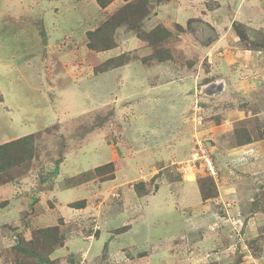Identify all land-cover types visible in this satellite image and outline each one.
<instances>
[{"label": "rangeland", "instance_id": "1", "mask_svg": "<svg viewBox=\"0 0 264 264\" xmlns=\"http://www.w3.org/2000/svg\"><path fill=\"white\" fill-rule=\"evenodd\" d=\"M185 2L0 0V264H264V0Z\"/></svg>", "mask_w": 264, "mask_h": 264}, {"label": "trees", "instance_id": "2", "mask_svg": "<svg viewBox=\"0 0 264 264\" xmlns=\"http://www.w3.org/2000/svg\"><path fill=\"white\" fill-rule=\"evenodd\" d=\"M114 1L115 0H97V3L100 6V8L106 9L108 7V5L112 4ZM103 31H104L103 28H98L97 30H95L89 34L90 39L92 37L91 42L89 43V47L91 48V50L101 52V51H109V50L116 48L115 44L107 45V40H108L107 37L108 36L106 34H103ZM153 33H155V32L146 33L145 35H147V38H151L153 36ZM139 38H141L144 41H147V39L143 38V36H140ZM157 44H160V41L157 42ZM156 56H158V54H155L154 56H152V58H156ZM116 59L122 60L123 55L118 56L116 58H113L109 61H113ZM160 61H164V60H160ZM20 145L25 146V148L21 149V150L25 149L23 154H20V152H19L20 150L18 152H15L16 149ZM33 148H34V137L31 135H28V136L22 137L18 140H13V141H10V142H7V143L0 145V173L12 168L15 164L18 165L17 163L20 164V162L26 161L27 158L28 159L32 158ZM12 152L17 153V154H12ZM97 169H98L99 173H102L104 171L106 172L107 169H110L112 172L113 171V165L109 164V165L102 166L101 168H97ZM113 176H114V174L112 176H109L110 179H112ZM143 187H145V186L143 185ZM72 207L77 208V209H83L85 207V201L78 202V203L74 204ZM128 230H129V226H125V227L121 228L120 230H118V233H124ZM43 231H45V230H43ZM22 252L25 253V250L22 249ZM28 253H30V252H28ZM43 261H45V260H43Z\"/></svg>", "mask_w": 264, "mask_h": 264}, {"label": "crops", "instance_id": "3", "mask_svg": "<svg viewBox=\"0 0 264 264\" xmlns=\"http://www.w3.org/2000/svg\"><path fill=\"white\" fill-rule=\"evenodd\" d=\"M116 1V0H115ZM153 1V0H152ZM177 2H178V0H176ZM186 0H181V4H184V3H186L185 2ZM192 1H194V0H192ZM199 1V0H198ZM86 2V0H84V3ZM96 2H97V0H96ZM131 2V1H130ZM98 4V3H97ZM165 5H170L169 3H165ZM191 5H194L193 3H191ZM99 6V5H98ZM173 6V5H172ZM99 8H100V6H99ZM174 8H176L175 6L173 7V9ZM102 9V8H101ZM183 12H186L185 10H183ZM111 50H109L108 52H106V51H101V52H104V53H100V54H107V53H109ZM10 65L12 66V65H14L13 64V62H11L10 63ZM160 66H164V64H161ZM7 71V70H6ZM55 89H56V87H55ZM4 92V91H3ZM3 92H2V96H3ZM9 97L10 98H12V96H11V94H9ZM13 97H15V95H13ZM13 124V123H12ZM13 126H14V124H13ZM16 128V127H15ZM16 131V130H15ZM28 132L29 131H27V130H25L24 131V133H22V131H21V129L19 128V130L18 131H16V133L18 134V137L16 138V139H12L10 136H8V140H10V141H13V140H18V139H20V138H22V137H25V136H28L29 134H28ZM8 134H10V132L8 133ZM5 143V142H4ZM256 205L257 204H259L260 203V200L259 199H257V201L256 202H254ZM159 214H160V212H159ZM135 215H137L136 213H135ZM151 215V214H150ZM149 215V216H150ZM146 217L145 219H148V222H147V226H146V230H148L149 231V229H150V231H152V239H153V241H152V246H153V250H154V247L156 246V244H160V242H162V241H164L162 238H159L157 235V232L155 231V227H154V225H153V223H154V219H149V218H151V217ZM193 221H195V222H197L198 221V223H200L199 221V219L197 218H194V217H192L191 218ZM120 221H121V216H119V215H115V217H114V219H113V221H110V224L113 222L114 224H115V222H119L120 223ZM118 223V224H119ZM143 223V222H142ZM141 223V224H142ZM140 224V225H141ZM125 226H129V230L128 231H126V232H124V233H122L123 235H127V234H129L130 235V233L131 234H134V233H136L138 230H139V225H137V224H131V225H125ZM150 227V228H149ZM148 235L149 236H151V232L150 233H148ZM118 243H120V247H122V242L120 241V242H118ZM115 244H117V243H114V245ZM151 246V245H150ZM149 246V247H150ZM132 248H133V251H135L136 252V257L135 258H138L139 256H142V258H141V262H143V264H155V262H162V258L159 256V254H158V252H156L155 253V250L153 251L152 249H149V247H146L147 249V251H150V252H152V254H153V252H154V254H153V258H150V254H145L144 253V251L143 252H139L140 250H138L140 247H136V246H131ZM118 248H119V245H115V247H113V250H118ZM137 248V249H136ZM124 249H126L125 247H122V254H123V256H124V261H125V258H127L126 259V261H125V263H129V262H131V261H133V257H130V258H128V256H127V254L126 253H124L123 252V250ZM160 250H161V248H160ZM158 251V250H157ZM167 251L166 250H163L162 251V253H166ZM131 253V252H130ZM129 254V253H128ZM129 255H131V254H129ZM207 257H209V256H207ZM139 260V259H138ZM257 264V263H256Z\"/></svg>", "mask_w": 264, "mask_h": 264}, {"label": "built area", "instance_id": "4", "mask_svg": "<svg viewBox=\"0 0 264 264\" xmlns=\"http://www.w3.org/2000/svg\"><path fill=\"white\" fill-rule=\"evenodd\" d=\"M196 146L197 148L194 149L191 160L196 164H205L209 169L214 170L208 148L204 147L200 141L197 142Z\"/></svg>", "mask_w": 264, "mask_h": 264}, {"label": "water", "instance_id": "5", "mask_svg": "<svg viewBox=\"0 0 264 264\" xmlns=\"http://www.w3.org/2000/svg\"><path fill=\"white\" fill-rule=\"evenodd\" d=\"M224 88H225L224 83H222V84H211L210 86H208L206 88V94L208 96H212L214 94H219V93L224 91Z\"/></svg>", "mask_w": 264, "mask_h": 264}]
</instances>
